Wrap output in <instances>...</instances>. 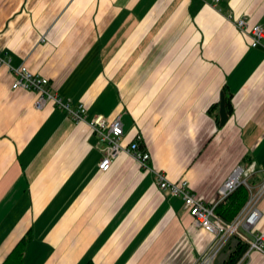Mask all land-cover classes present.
I'll list each match as a JSON object with an SVG mask.
<instances>
[{"label":"crops","instance_id":"crops-1","mask_svg":"<svg viewBox=\"0 0 264 264\" xmlns=\"http://www.w3.org/2000/svg\"><path fill=\"white\" fill-rule=\"evenodd\" d=\"M236 19L264 28V0H0L1 54L87 108L80 123L52 104L37 110V95L13 90L0 69V264L28 233L26 264L203 263L220 238L128 155L100 171L103 143L89 121L120 116L123 144L138 141L155 169L187 180L206 205L240 167L254 168L258 188L264 48ZM222 95L233 110L226 104L225 125ZM259 209L246 238L264 231V197ZM240 241L232 236L212 264ZM247 261L264 264V255Z\"/></svg>","mask_w":264,"mask_h":264},{"label":"built area","instance_id":"built-area-1","mask_svg":"<svg viewBox=\"0 0 264 264\" xmlns=\"http://www.w3.org/2000/svg\"><path fill=\"white\" fill-rule=\"evenodd\" d=\"M215 1L219 2V0ZM235 25L240 31L250 36L253 48H264V28L261 25L250 27L246 19H236ZM10 62V58L3 56L0 52V69L7 68L14 76L13 90L21 89L34 92L37 95L35 103L37 110H42L48 104H52L68 111L75 122L87 121V108L84 104H80L74 109L69 102H64L57 95L52 94L49 89V79L33 73L26 65L13 67ZM89 125L100 142L103 143L102 158L99 163L100 171H110L113 163L121 155H128L139 163L141 170L155 176L156 184L161 191L168 192L170 196L183 200L185 209L195 226L203 228L220 238L217 248L210 253L202 264H212L221 247L234 235L240 236L248 245L244 258L250 257L253 252L264 255V231H261L253 240L239 233L241 228L253 232L261 221L258 205L264 196V182L233 223L222 219L215 212L221 201L232 195L241 185L247 186V179L255 174L254 168H238L219 190V201L214 205H206L192 192L187 180L171 181L163 172L155 169L150 163L151 154L143 151L138 141L131 143L129 146L122 144L124 130L120 116L109 121L104 116L99 115L89 121Z\"/></svg>","mask_w":264,"mask_h":264},{"label":"trees","instance_id":"trees-1","mask_svg":"<svg viewBox=\"0 0 264 264\" xmlns=\"http://www.w3.org/2000/svg\"><path fill=\"white\" fill-rule=\"evenodd\" d=\"M226 104L230 108L229 113L231 114L233 111L231 101H227ZM249 184L252 186L250 182ZM249 198V190L247 187L241 186L233 195L219 204L215 212L222 219L233 223L241 213L242 209L248 203ZM31 242L32 236L30 233H28L18 242V244L2 264H26L25 257ZM247 250L248 245L240 241L225 264H239L244 258Z\"/></svg>","mask_w":264,"mask_h":264},{"label":"bare ground","instance_id":"bare-ground-1","mask_svg":"<svg viewBox=\"0 0 264 264\" xmlns=\"http://www.w3.org/2000/svg\"><path fill=\"white\" fill-rule=\"evenodd\" d=\"M122 124H123V122H122ZM123 130H124V127H123ZM124 135H125V134H124ZM123 138H124V136L122 137V144H123ZM123 145H124V144H123ZM124 146H127V145H124ZM136 162H137V161H136ZM137 163H138V162H137ZM138 165H139V163H138ZM139 167H140V165H139ZM232 175H233V174H232ZM254 176H255V174H253L250 178L247 179V186L244 185V184L241 185V186H245V187H247V189L249 190V193H250L249 201L251 200L252 196L257 192V190H258L259 187H260V186H259L258 188H253V187L249 184V180L252 179ZM228 180H229V179H228ZM241 186H240V187H241ZM240 187H239V188H240ZM239 188H238V189H239ZM238 189H237V190H238ZM237 190H236V191H237ZM236 191H235V192H236ZM235 192H234V193H235ZM234 193H233V194H234ZM233 194H232V195H233ZM230 196H231V195H230ZM230 196H229V197H230ZM229 197H228V198H229ZM263 197H264V196H263ZM263 197H262V199H263ZM228 198H226V199H228ZM219 199H220V197H219ZM226 199H225V200H226ZM262 199H261V200H262ZM225 200H223V201H225ZM218 201H219V200H218ZM223 201H221L219 204H221ZM249 201H248V202H249ZM260 202H261V201H260ZM219 204H218V205H219ZM247 204H248V203H247ZM247 204H246V205H247ZM218 205H217V207H218ZM259 205H260V203H259ZM259 205H258V208H259ZM217 207H216V208H217ZM245 207H246V206H245ZM245 207H244V208H245ZM244 208H243V209H244ZM243 209H242V211H243ZM215 210H216V209H215ZM258 210H259V212L261 213L260 209H258ZM242 211H241V212H242ZM240 214H241V213H240ZM240 214H239V216H240ZM239 216H238V217H239ZM261 216H262V214H261ZM238 217H237V218H238ZM260 220H261V219H260Z\"/></svg>","mask_w":264,"mask_h":264},{"label":"water","instance_id":"water-1","mask_svg":"<svg viewBox=\"0 0 264 264\" xmlns=\"http://www.w3.org/2000/svg\"><path fill=\"white\" fill-rule=\"evenodd\" d=\"M220 116H221V125H225V123L228 121V114L226 112V101L225 96L222 95L221 97V104H220Z\"/></svg>","mask_w":264,"mask_h":264},{"label":"rangeland","instance_id":"rangeland-1","mask_svg":"<svg viewBox=\"0 0 264 264\" xmlns=\"http://www.w3.org/2000/svg\"><path fill=\"white\" fill-rule=\"evenodd\" d=\"M242 228L239 230V233H241L242 234ZM243 235V234H242ZM231 243L232 242H230L229 244H225V246L223 247V249H222V252L220 251V256H223L225 253H229L230 252V245H231ZM247 258L248 257H246V258H243L241 261V263L240 264H247Z\"/></svg>","mask_w":264,"mask_h":264}]
</instances>
